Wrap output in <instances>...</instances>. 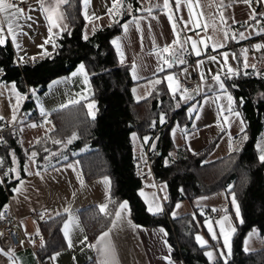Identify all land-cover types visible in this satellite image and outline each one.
<instances>
[{"label": "trees", "instance_id": "obj_1", "mask_svg": "<svg viewBox=\"0 0 264 264\" xmlns=\"http://www.w3.org/2000/svg\"><path fill=\"white\" fill-rule=\"evenodd\" d=\"M128 1L133 2L124 0L125 6ZM64 10L69 27L55 36L57 47L50 55L33 62L21 61L16 64L9 41L0 45L1 78L14 82L23 93L26 86L42 93L52 79L68 74L81 62L88 73L92 94L79 103L52 111L48 131L27 147L22 146L20 137L13 131L7 129L1 133L0 137L6 143H0V159L4 161L0 167V209L16 181L12 178L13 173L8 171L14 164L11 153H15L21 176L25 175L24 164L31 152L38 153L35 166L40 165L39 170L48 165L45 156H49L50 152L58 153L51 157L54 166L76 159L85 181L104 176L111 180L105 212L93 205L78 210L89 242L109 226L119 203L126 200L135 223L160 225L167 230L173 257L183 260L185 264H214L204 254L212 244L201 247L194 239L198 231L194 217L189 213L171 217L170 212L179 201L221 190L227 193L231 185L243 223L235 219L231 255L226 259L217 258L215 264H264V247L245 251L242 246L251 230L264 234V162L259 160L257 147L264 130V77L244 70L239 71L237 76L224 78L233 96V105L245 123L242 137L246 135L247 139L237 150L206 161L211 143L199 152H188L165 162V156L173 147L171 128L176 122L186 120L188 104L181 102L179 93L173 99L163 79L148 96L134 98L132 87L135 81L130 77L129 66L118 62L111 44V38L121 31L122 22L130 14L123 11L121 15H110L112 21L108 25L96 29L84 39L86 22L81 14V0H71L70 5H64ZM132 13H135V9ZM89 103L94 104L93 112L87 107ZM23 108L29 117L37 114L30 92ZM163 113L168 115V123L156 140L150 168L155 179L165 183L167 194L163 202L164 210L150 213L138 193L142 180L136 170L131 134L143 137L153 121L159 123ZM53 127L55 131H51ZM73 133L77 134V139L71 144L53 143V140L66 142ZM45 148L49 152H45ZM196 214L203 216L200 212ZM63 217L64 214H61L39 222L40 240L35 245V251L41 263L64 246L60 231Z\"/></svg>", "mask_w": 264, "mask_h": 264}, {"label": "crops", "instance_id": "obj_2", "mask_svg": "<svg viewBox=\"0 0 264 264\" xmlns=\"http://www.w3.org/2000/svg\"><path fill=\"white\" fill-rule=\"evenodd\" d=\"M188 2L189 0H180V7L177 10L175 0H170L169 9L163 8V0H133L132 3L128 1L126 6L131 4L132 11L135 9V13L127 11L130 16L122 22L121 31L111 38V42L117 38L120 40L123 62H121V53L117 51L115 45L111 44L115 50L118 62L129 66L130 77L135 81L132 87L133 96L136 91L138 94L145 93L148 96L158 85L155 83L157 79L165 80L164 78L168 74H176L178 71L184 72L185 68L187 69L186 75L189 77L196 76L201 80V72L206 77V82L201 81L200 89L188 92L194 96L193 100L196 101L197 112L187 113L186 120L183 123L176 122L178 126H175V124L172 126L170 136L173 147L165 156V162H169L171 159L188 152H199L212 143V148L205 158L206 161H211L233 149L239 148L243 143V132H241L240 124V120H243V117L234 105L235 110L240 113L239 118L222 111V106H226L228 103L227 98L226 95L220 92L218 84L211 78V75L220 71L222 73L221 79L224 80L226 85L224 78L227 73V67H222L223 57L220 55L221 53H229L228 65L233 69L254 71L257 75L264 77V54L260 59H255L247 52L249 67L244 69L242 51H238L235 48V45L243 40L239 38L240 33H243L248 38L264 30V0H260V2L251 0L250 3L248 0H190L193 5V16L192 22L188 23L186 28L185 23L189 21ZM17 3L24 10L27 7L28 11H25V15L30 16L31 19L18 21L21 25L20 31L24 33L17 36L16 43L20 45L19 49L11 42L10 38L8 41L16 59L21 61L20 58L22 57L23 61L33 62L45 56V52L51 53L53 51L52 43L45 44V41L54 40L57 32L61 33L69 27V22L67 19L63 20L62 23L67 24V28L64 30L53 28L50 37L49 22L40 9L39 0H25L23 3L17 0ZM153 5H160V7L153 8L152 15L149 16L146 10ZM111 6L112 0H89L87 5L81 0V14L86 22L84 31L86 26L91 23H95L93 31L108 25L111 21L108 9ZM141 8L144 10L137 11V9ZM58 11L65 14L64 5H61ZM169 14L173 16L172 21L167 18ZM221 14L224 23H221ZM253 15H255V19L252 18ZM96 17H99V19H96ZM134 18L139 19V28H137ZM104 19L106 20L100 23ZM125 23L129 24L127 33L122 27ZM213 23L215 24V30L212 27ZM173 24H175L176 28L175 33ZM206 24L208 27L205 30L204 26ZM188 29L192 30L189 31ZM225 30L228 31L229 35L227 41L224 40ZM84 31L83 34L85 33ZM176 33L179 34L181 42L187 37L197 41L204 39L208 47L205 49L204 45L198 44L202 53L197 56L192 51L191 43L189 42L185 44V49L189 54L190 61L172 68H167L164 65L165 71L157 72L158 65L162 62L158 61L155 50L157 46L162 48L165 45H171L172 41L176 39ZM90 34H87V36ZM233 34L236 35V39H231ZM5 35H7L6 26ZM209 37L211 39H208ZM218 43H224L225 47L213 50L212 46ZM41 45H44V47L41 48ZM233 53L236 54L238 59L232 58ZM164 55L167 56V54ZM209 56H216L217 60L221 61V64L212 62L208 59ZM201 60L204 61L202 68L197 67L198 61ZM133 63L136 64V78H134L132 72ZM80 64L81 62L68 74L52 79L42 93L31 90V98L37 113H41V108H43L46 113L50 114L55 109L60 108L61 105L70 104L69 101H81L91 96L92 87L87 71V84L84 83L83 74L73 75V73H77ZM251 65H255V69ZM1 75L2 72H0V117H3V119L0 120V131L13 122L14 110L15 116H17L26 100V95L17 86L15 92L11 91V86L14 82L2 80ZM165 82L167 84L166 80ZM17 92L24 97L19 102H17L16 98ZM228 94H230L229 91ZM217 95H220L221 99L213 103L212 99ZM181 102L189 104V101L181 100ZM186 110L188 111V108ZM162 115H165L167 121L168 115L166 113ZM197 115L198 119L196 118ZM225 117H228V120H225ZM32 124H25L21 128L19 137L24 147L31 145L44 134L39 136L34 134ZM185 130L187 134H185ZM144 136L139 137L136 134L134 138L133 134H131L134 157L137 156L143 161V163L136 164L137 173L142 180V186L138 193L148 212L160 213L164 210L163 202L167 193L163 194L161 192L160 184L162 182L155 179L151 168L144 161ZM24 143H27V145ZM260 146H264V130L258 141V149ZM25 165L28 166V171L33 174L28 175L24 171L25 175L21 176L19 172L20 180H23L24 184L22 192L18 193L14 192L13 189L20 186V180H17L16 174L12 172V178L16 181L8 194L7 201L3 205V207L9 208L19 217L23 240L19 246L14 247L8 237L0 232V250H2V253H0V264H101L103 257L100 255L99 247H90L89 245L96 244L97 238L112 226V219L115 217V213L109 226L100 232L92 242H89L87 238V241L81 243L87 235L78 210L92 205L100 209L101 205L108 204L111 186L110 178L104 176L90 182L85 181L80 164L76 159L56 165L54 168H47L46 171L44 169L40 170L41 176L34 174L38 169L29 159L26 160ZM69 165L74 167H69ZM13 168L19 171L17 163L13 164ZM144 172H146V175L141 177ZM105 180L108 183H105ZM141 192L144 195H141ZM153 194L155 195V200H153ZM123 202L127 201L122 200L119 204ZM150 205L152 206V211L148 210ZM65 209H70L72 215L79 220V227L72 226L70 228L69 237H65L63 233V224L68 221V213H65ZM205 209H209V216L211 217L216 212L209 206H205ZM38 210L45 212L46 219L47 217L57 216V213L64 214L60 227L64 246L54 251L42 263L39 261L35 251V245L40 240L39 222L31 217L32 213ZM220 217L219 215L217 218L212 217V219L218 220ZM69 239L71 246L69 245ZM107 240L112 250L113 264H169V261L172 264H185L183 260L173 257V247L168 241L167 230L160 225L145 226L135 223L131 217L128 203L127 208L121 210V218L112 229Z\"/></svg>", "mask_w": 264, "mask_h": 264}, {"label": "snow or ice", "instance_id": "obj_3", "mask_svg": "<svg viewBox=\"0 0 264 264\" xmlns=\"http://www.w3.org/2000/svg\"><path fill=\"white\" fill-rule=\"evenodd\" d=\"M25 2V0H20V3ZM248 2L250 3L251 0H248ZM257 2H260V0H257ZM40 3V9L41 11L45 14L46 19L49 22V34L50 37L52 35V30L53 28H59L61 30H64L67 28V24L62 23L63 20L67 19V17L65 16V14L63 12H59V8L61 5H65L68 4L70 5L71 0H39ZM83 3L85 5H87L89 3V0H83ZM175 4H176V8L177 10L180 7V0H175ZM160 5H153L152 7H149L146 11L148 12V15L151 16L152 15V11L153 8H159ZM163 8L165 9H169L170 8V0H163ZM188 8H189V21L185 23V27L187 28L188 23L192 22V16H193V5L192 3L188 2ZM144 9H137V11H143ZM123 11H132V5L131 4H127V6H125V2L124 0H112V6L108 9V14L109 15H121ZM155 19V17H153ZM168 20L172 21L173 20V16L171 14L168 15ZM253 19H255V15H253L252 17ZM21 19H25V20H30L31 17L30 16H26L25 15V10L23 8H21L19 6V4L17 3V0H0V45H5L8 42V39H11V42L13 44H15L16 48L19 49L20 45L18 43H16L17 40V36L18 35H23L24 33H22L20 31L21 29V25L18 23L19 20ZM96 19H99V17H96ZM135 23L137 25V28H139V19L138 18H134ZM117 23L119 21H116ZM221 23H224L223 20V16L221 14ZM5 26H6V32L7 35H5ZM125 33H127L128 29H129V24L125 23L122 25ZM205 30L207 29L208 25L206 24L205 26ZM213 30H215V24L213 23L212 25ZM189 31H191L192 29H188ZM95 31V29H94ZM173 31L174 33L176 32V28H175V24H173ZM264 31V30H262ZM198 34V33H197ZM261 34L260 32H257V35ZM56 35H59V32L56 33ZM239 38L240 39H246L247 37L244 36L243 33L239 34ZM84 39H87V34L84 35ZM208 39H211V37H209ZM229 39V35H228V31L225 30L224 31V40L227 41ZM231 39H236V35L233 34ZM191 43V48L192 51L195 53V55L200 56L202 53V50L198 47V44L204 45L205 49H207L208 45L205 43L204 39H201L199 41L197 40H193L191 37H187L183 42L180 41L179 39V34L176 33V39H174L172 41L171 45H165L162 48L157 46L156 50H155V55L157 56L158 61H161L162 63L160 65H158L157 68V72H163L165 71L164 65L167 66V68H172L176 65H183L186 64L187 61L185 59V55L184 53L186 52L185 49V44L187 43ZM48 43H52L53 48H56L57 45L55 44V41L50 39V40H46L45 44ZM113 45L116 46V49L118 52L121 53V62H123V52H122V48H121V44H120V40L119 38L114 39L111 42ZM41 48L44 47V45L40 46ZM213 50H216L217 48H223L225 47L224 43H218V44H214L213 46ZM255 50L259 51L260 49L264 48V44H256L255 46ZM170 48L172 49L170 51ZM242 55L244 56V62H243V68L247 69L249 67L248 63H247V52L248 49H242ZM45 55H50V53L45 52ZM164 54H167V56H165ZM223 57V61H222V67H227V73L225 74V79L231 78L233 76H237L239 75V71L233 69L230 65H228V56L229 53L228 52H223L220 54ZM232 58L233 59H238L236 54L233 53L232 54ZM21 61H23V58H20ZM35 59V58H33ZM209 60H211L214 63H218L221 64V61L217 60L216 56H209L208 57ZM204 61H198L197 63V67L202 68ZM251 67L253 69H255V65H251ZM185 73H187V69L185 68L183 70ZM0 72H2V69H0ZM132 72H133V76L134 78H136V64L133 63L132 65ZM209 73L211 74V70L209 69ZM76 74H83L84 75V83L87 84L88 83V76L85 70V66L84 64H80L78 69H77V73H73V75ZM221 72L218 71L217 73L211 75V78L213 81L216 82V84H218L219 90L222 94L226 95L227 98V105L226 106H222V111H226L231 115H234L236 117H240V113L238 111L235 110V108L233 107V96L228 94V88L225 85L224 80L221 79ZM245 74H247L245 72ZM167 81V87L169 89V91L171 92L173 99L176 98L177 93L180 94V99L183 101H189V100H193L194 96H192L191 94H189L187 92V88L182 85L176 74L172 73V74H168L165 78ZM201 81L206 82V77L204 75L203 72H201ZM162 81L157 79L155 81V83L159 84ZM16 90V85L13 83L11 86V91L15 92ZM34 91V90H33ZM197 94H199V92H197ZM16 98H17V102H19L20 100L24 99L23 96H21L18 92L16 93ZM221 96L217 95L216 97H214L212 99V102L215 103L217 100H220ZM241 102H243V98H241ZM70 104H76L79 103L78 100H72L69 101ZM178 105H179V101H178ZM68 105H61V108L67 107ZM87 107L91 110L94 105L92 103H89L87 105ZM190 112H197V108L195 105H193L190 109ZM41 115H44L45 117H47V113L44 111L43 108H41ZM93 118H94V114H93ZM197 119L199 118L198 115L196 117ZM3 117H0V120H2ZM16 116H15V110L13 113V121H15ZM225 120H228V117H225ZM166 122V118L165 115H161L160 116V123H165ZM45 123H48L47 119H45ZM240 124H241V132L244 131V121L241 119L240 120ZM32 127H36V124H32ZM51 131H55V128L53 127V129ZM185 134L186 130H185ZM133 137L135 138V134H133ZM77 139V134L73 133L71 137L67 138L66 142L65 141H61V140H53V143L55 144H71L73 142V140ZM247 136L244 135L242 137V140H246ZM145 143H147V141L149 140L148 137L144 138ZM40 141L38 140L37 143H39ZM0 143H6V141L4 140L3 137H0ZM153 149L155 148V145H152ZM233 150H237V149H233ZM260 150V155H259V160L261 162H264V146H260L259 148ZM45 152H49V149L45 148L44 149ZM58 155V153H54V152H50L49 156H45L44 159L46 161H48V165L44 168V170L46 171L48 167H52L54 168L55 166L52 164L51 162V157ZM12 156V160L13 163H17L16 157H15V153H11ZM29 156V160L33 163L36 164V158L38 156V153L33 151L30 154H28ZM64 159H67V157H64ZM4 164L3 159H0V167H2ZM37 166V171L34 173L37 176H41V171L39 170L40 165H36ZM69 167H74L72 165H69ZM9 172H13L16 174V179L20 180V175H19V171L16 168H10L8 169ZM24 171L28 174V175H32V172L28 171V166L25 165L24 166ZM5 175H8V172H5ZM43 178V177H41ZM105 183H108L107 180L104 181ZM0 183H2V181H0ZM81 183H83L81 181ZM23 184L24 181L20 180V186L17 188H14L13 191L14 192H22L23 190ZM181 191H183V189H181ZM227 194L229 196H231V204L234 207L235 210V215L236 218L238 220L239 223H243V219L240 216V208L239 205L237 203V199H236V194L232 191V186L229 185L228 189L226 190ZM141 195H144L143 192L140 193ZM166 199V197H165ZM153 200H155V195L153 194ZM108 205L104 204L100 206V211L101 212H105V210L107 209ZM158 207V206H157ZM177 207H179V205H177ZM127 208V202H123L121 204H119L118 206V210L115 212V217L112 219V226L108 228L107 231L103 232L96 240V244L94 245H89L90 247H99V252L100 255L103 257L101 264H113V256H112V250L110 247V244L107 240V238L109 237L112 229L116 226L117 222L120 220L121 218V210H124ZM149 211H152V206L150 205L148 208ZM162 210V209H160ZM213 211H217V209H213ZM219 211H223L225 213V215L221 218V220L216 222V225L219 228V232L220 235L223 236L224 239V244L225 247L228 248V255H231V247L229 245V231L225 230V225L228 224L229 226V230L231 232L235 231L234 227H231L230 224V217L227 215V209H221ZM65 213H68V221L65 222L63 224V233L65 237H69L70 236V228L72 226L75 227H79V220L76 216L72 215L70 209H65ZM107 215L111 216V213H106ZM57 215H61V213H57ZM173 215H175V213H173ZM206 227L208 229L209 234L211 235L212 239H216V230L214 229L212 223L206 219ZM39 234V233H37ZM256 234V230L253 229L252 233H250V237L251 235ZM196 240L199 242V244L201 245V247H206L207 246V242L199 235L196 236ZM85 241H87V237H84V241H81V243H84ZM69 245L71 246V241L69 239ZM245 251H247V247H245ZM0 253H2V250H0ZM205 255L207 256L209 261L214 262L215 264V254L213 251L209 250L205 252ZM221 256H223V253H220ZM169 264H172L171 261H169ZM226 264V262H225Z\"/></svg>", "mask_w": 264, "mask_h": 264}, {"label": "built area", "instance_id": "obj_4", "mask_svg": "<svg viewBox=\"0 0 264 264\" xmlns=\"http://www.w3.org/2000/svg\"><path fill=\"white\" fill-rule=\"evenodd\" d=\"M25 11L27 10V7L25 8ZM261 34L253 35L251 37H248L246 39H243L239 41L235 48L238 51H241L242 49H248V53L251 54L255 59H260L264 54V48L260 49L259 51L255 50L256 44H264V31L260 32ZM185 59L186 61H190V57L188 52L185 53ZM20 60L16 59L14 56V63L20 64ZM177 78L179 82L184 85L187 88V92L200 89L201 86V80L198 77H189L186 75V73L179 71ZM30 92V88L26 86L25 94ZM24 106V105H23ZM48 114V113H47ZM45 119H47L48 123H45ZM52 117L50 114L45 117L44 115H41V113H37L34 117H29L27 113L25 112L24 108L22 107L20 111L18 112L15 121H13L10 125H6L1 131L4 130H11L13 131L17 136L21 135V128L25 124L33 123L38 126L45 125L51 123ZM168 120L165 123H153L148 127L146 134L144 136L148 137L149 140L147 143H145V140L143 141V155H144V161L147 165L150 167V158L152 154L154 153V149L152 145L156 143V140L162 131V129L167 125ZM135 163L140 164L143 163V161L139 157H134ZM146 172H144L141 177L145 176ZM0 180H1V174H0ZM209 213V211H206ZM219 216L218 212H215L212 214L213 218H217ZM31 217L33 220L37 222L44 221L45 218V212L43 210H38L32 213ZM0 232L6 235L11 243L12 246L17 247L21 244L23 240V236L20 230V219L19 217L14 214L9 208L2 207L0 209ZM28 242V241H27Z\"/></svg>", "mask_w": 264, "mask_h": 264}, {"label": "rangeland", "instance_id": "obj_5", "mask_svg": "<svg viewBox=\"0 0 264 264\" xmlns=\"http://www.w3.org/2000/svg\"><path fill=\"white\" fill-rule=\"evenodd\" d=\"M105 20L106 19L101 20L100 23H103ZM94 24L95 23L88 24L86 26L84 34H90L91 32H93V28L95 26ZM30 92H31V89H30ZM24 95H26V94L24 93ZM145 96H146L145 93L138 94L137 91L134 92V97L137 99L143 98ZM195 102H196L195 100H189V104L187 107L188 108V111H187L188 114H190L189 109L193 105L196 104ZM91 111L92 112L94 111V107L91 109ZM176 125L178 126V123H175V126ZM49 127H50L49 124L40 125V126L37 125L36 127H34L33 132H34V134L39 136L40 134H43L46 131H48ZM132 134H135V133H132ZM30 139H31V137H30ZM24 144L27 145V143H24ZM160 190L163 194L164 193L166 194V185L164 182H162L160 184ZM177 205H179V207H177ZM205 206H209L212 209H217L216 212H218L219 215L221 216L220 219L213 220L212 217L209 216V213L206 212V210H209V209H205ZM221 209H227V215L230 217L231 227L235 228V219H237V218L235 215L234 207L231 204V196H229L224 190L213 193L211 195L202 196L201 198H198V199L193 198L191 200H183L180 203L176 204L175 208L171 211L170 215L178 216V215L183 214V213L191 214L194 217L193 219H195L196 226L198 227V231L194 234L195 241L199 244V242L196 240V236L197 235L201 236L207 242V245L212 244V246L207 248L205 250V252L211 250L215 254V259L216 258L226 259L227 256H229L228 255V248L225 247L223 236L220 235L219 228L216 225V222L221 220V218L225 215V213L223 211H219ZM199 210H200V213L203 215L202 217H198V215L196 214ZM173 213H175V215H173ZM206 219L212 223L214 229L216 230V239H212L211 235L209 234L208 229L206 227ZM225 230L229 231V245L231 247V241H232V236H233L234 232H231L229 230L228 224L225 225ZM252 231L248 232L245 239H244V242L242 245L244 250H245V247H247V251L256 250L258 248L264 247V234H259L256 231V234L251 235V237H250V233H252ZM205 252H204V254H205ZM220 253H223L224 255L221 256Z\"/></svg>", "mask_w": 264, "mask_h": 264}]
</instances>
